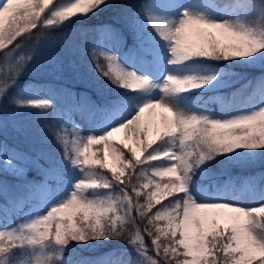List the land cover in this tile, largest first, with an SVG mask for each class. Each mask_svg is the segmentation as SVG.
Instances as JSON below:
<instances>
[{
	"label": "snow or ice",
	"instance_id": "obj_1",
	"mask_svg": "<svg viewBox=\"0 0 264 264\" xmlns=\"http://www.w3.org/2000/svg\"><path fill=\"white\" fill-rule=\"evenodd\" d=\"M106 3L72 0L56 6L57 0H0V56L5 63L0 75V213L20 214L43 187L59 179L53 166L44 173L43 185L27 180L21 165L30 160L28 153L4 139L5 102L17 111L35 109L41 119L51 115L56 124L42 128V139L47 141L51 133L63 159L82 173L69 195L43 215L0 229V264H11L13 250L25 247L37 249L34 264H61L70 244L89 240L126 241L131 249L127 264H264V203L246 207L188 190L190 174L207 161L237 149L249 154L264 150V72L255 83L258 99L233 105L237 110L231 115L216 116L206 107L207 101L196 103L203 93L218 92L232 83L218 79L220 70H212L216 64L264 61V0H259L260 11L252 14L259 15V22L211 19L187 8L174 19L149 15L148 23L163 47L137 32L130 49L146 69H153L147 74L125 68L115 54L90 47L87 55L100 76L129 94L102 107L86 93L77 97L68 89H61L66 109L57 108L55 93L49 98L31 93L22 98L10 91L26 71L44 70L34 56H16L34 30H56ZM135 15L128 19L133 29L138 23ZM100 31L116 35L114 29ZM44 39L38 36L37 45ZM47 63L58 69L60 62L49 57ZM188 63L203 64L208 71L198 75L165 70ZM34 87L38 91L44 85ZM132 93H144L146 98ZM209 99L225 102L221 96ZM74 112L82 116L113 112V126L101 135L70 139L64 125L69 122L67 114ZM122 130L134 147L115 141ZM16 131L24 134L26 128ZM101 145L102 156L90 151L93 146L101 151ZM6 176L17 179L6 182ZM78 264L121 262L100 258L81 259Z\"/></svg>",
	"mask_w": 264,
	"mask_h": 264
},
{
	"label": "trees",
	"instance_id": "obj_2",
	"mask_svg": "<svg viewBox=\"0 0 264 264\" xmlns=\"http://www.w3.org/2000/svg\"><path fill=\"white\" fill-rule=\"evenodd\" d=\"M67 0H57L56 6H64L63 2ZM198 10L207 9L208 18L214 19L230 8H234L238 18H248L250 21L259 22V15H252L260 11L259 0H194ZM55 7V6H54ZM155 11L153 0H107L96 11L87 16H76L61 24L56 30L34 33L32 37L23 42L22 48H30L35 58L43 59L44 69L51 67L50 74L40 75L38 70L25 72L22 74L16 85H13L10 91L12 93H21L22 98H27L29 94L35 93L37 85H44L49 88L64 87L74 89L76 92L83 90L92 101L96 102L98 107H102L107 101H115L126 95L124 89L114 87L109 81L100 76L95 66L91 63L87 50L95 48V43L104 27L112 26L118 30L120 35L125 37L124 48L130 50L136 44L137 32L145 37L156 39L155 32L148 23V16ZM138 15H135L137 14ZM138 23L136 29H133L128 22L130 16H134ZM38 36L46 38L43 43L37 45ZM35 46V47H34ZM33 49V50H32ZM98 52V51H97ZM2 56H0L1 58ZM49 57H56L59 60V68L53 64L47 63ZM253 63L252 58L247 61H225L214 66V69L223 71V75H218L219 80H228L232 83L227 88L219 89L218 92L203 93L201 99L196 100L197 104L207 101L206 107L212 114L218 115L232 110L233 105L244 103L258 98L255 93V83L259 79L264 68L261 64ZM185 69H190L191 73L198 74L195 69L201 71L207 70L203 64L188 63L183 65ZM200 75V74H198ZM252 82L251 85L249 82ZM28 90V91H25ZM138 99H143L144 93L130 94ZM193 96L196 93L192 94ZM209 96H221L225 102L221 103L210 100ZM5 111L3 120L5 122L4 139L10 147L24 150L28 153L30 160L24 162L21 166L24 168V175L29 181L37 184L45 183L44 173L55 166L59 172V179L55 182H49L47 187H43L40 192L28 204H25L20 214H10L5 217L0 213V224L5 227H13L20 223L29 221V212L37 207L50 205L59 200L62 192L67 193L70 187V181L73 178L76 167L63 159V150L56 144L51 133L48 134L47 141L42 139V128L47 125H55L51 115L47 119H41L35 109L14 110L5 102ZM56 104V103H55ZM58 109H66L65 103L57 105ZM135 110V109H133ZM68 115V123L64 125V134L71 139L77 138V130L73 131V126H77ZM114 113L108 112L98 114L96 129L101 134L105 132V124L108 117L113 120ZM24 126L26 132L20 134L16 127ZM121 142V141H119ZM98 146H93L90 150L97 156H102L101 151H97ZM43 168H42V167ZM45 168V169H44ZM110 175V173L108 174ZM250 175L257 177V193L264 189V150H257L255 154H249L248 150L237 149L233 153L224 157H216L214 160L207 161L204 165L195 169L190 174V180L195 186L206 184L207 192L216 193L223 190V186L230 180H234V188L238 189L243 178ZM17 179L16 177H5L6 182ZM141 227H143L141 225ZM35 248H20L13 250L9 258L11 264H31L34 261L33 254ZM129 253L131 249L126 241H95L89 240L83 244L73 242L62 253L61 264H78L81 259H100L101 257L116 256L121 264H127L131 258ZM74 258V259H73Z\"/></svg>",
	"mask_w": 264,
	"mask_h": 264
},
{
	"label": "rangeland",
	"instance_id": "obj_3",
	"mask_svg": "<svg viewBox=\"0 0 264 264\" xmlns=\"http://www.w3.org/2000/svg\"><path fill=\"white\" fill-rule=\"evenodd\" d=\"M161 2L159 3L157 9V17L164 18V19H169V18H177L180 16L181 12L183 9L187 8L189 11H197L196 6H195V1L194 0H160ZM72 0H67L63 2V4H69L71 3ZM200 12L206 16V9H201ZM207 17V16H206ZM215 19H238L237 12L234 8H230L226 12H224L222 15L216 17ZM110 29H114L112 27H106ZM105 29V28H103ZM115 30V29H114ZM116 35H110L106 33H100V37L97 42V49L99 52H107L111 54H115L118 57L119 62L127 69H132L137 71L140 74H147L153 71L152 68H147L145 65H143L138 57H133L130 50H125L124 49V38L115 30ZM122 38V42H121ZM156 41H158L159 46L162 48L163 47V41H159L158 37H156ZM133 49V48H132ZM33 50V49H32ZM23 55L25 57L31 55L33 56V52L30 50V48H21L18 50L16 53L17 58ZM35 58V57H34ZM43 59L41 57L35 58L34 62H38V64H43ZM5 69V63L3 61V57L0 58V75H2L3 70ZM38 70V73L40 75H44L46 72L48 75L47 71H52L51 67H47L44 70H41L39 67H36ZM165 70L167 71H172V72H178L180 74L188 73L186 69H184L182 66L181 67H171V68H166ZM27 72V71H26ZM25 74V73H24ZM56 88V89H55ZM52 87L49 88L47 86H44L43 88H40L38 91L35 89L36 96L38 98H49L53 93H55L56 98L55 101L58 105L64 104V99L62 97L61 89H65L63 87H60L57 85V87ZM70 90V89H68ZM71 92L75 93L77 97H79L80 93H85L83 90H80V92H76L74 89L70 90ZM146 98V97H145ZM237 106L242 105V103H237L235 104ZM237 110L236 107L233 106L232 110L228 112H224L220 115L216 116H228L234 113ZM135 110H133L134 112ZM96 115L97 113L91 114V115H86L82 116L79 112H74L70 113L71 119L77 124L78 126V132H77V140L88 136L89 134L91 135H101V133L96 129ZM158 119V117H157ZM112 120L109 119L107 121V124L105 126L106 131L109 130L110 127H112ZM105 131V132H106ZM115 141H123L127 143L129 146H133L131 139L129 138L128 140L125 141V130H122L121 132L115 134L114 137ZM103 147V146H102ZM109 166L113 167V163L111 158L108 160ZM82 178V173L79 170V168L76 167V172L71 180V187L69 189V193L73 190V184L80 180ZM233 183L229 182L225 185L224 189L220 193H209L206 190L205 186L198 187V186H193L191 181L189 180L188 182V190L190 193L196 194L201 197H210V198H219L223 199L225 202H233V203H239L242 206L246 207H252V206H257L260 203H264V189L261 193H257L256 187H257V178L254 176H249L245 177L242 182L240 183V186L237 190H234ZM66 193H62L60 196V200L66 198L68 195ZM57 201V202H58ZM54 202L53 204L57 203ZM52 204V205H53ZM50 205V206H52ZM50 206H41L38 208L37 211H31L29 214V220L32 218L43 215ZM0 229H3V225L0 224ZM35 255H34V260L37 256V249L35 250ZM74 259V258H73ZM113 261H117L114 257L110 258ZM34 264V261L31 263ZM63 264H66L63 263Z\"/></svg>",
	"mask_w": 264,
	"mask_h": 264
}]
</instances>
